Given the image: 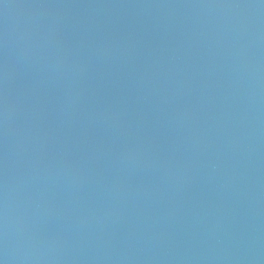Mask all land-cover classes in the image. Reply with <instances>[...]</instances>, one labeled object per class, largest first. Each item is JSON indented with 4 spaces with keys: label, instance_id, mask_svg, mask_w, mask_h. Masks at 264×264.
I'll use <instances>...</instances> for the list:
<instances>
[{
    "label": "water",
    "instance_id": "95a60500",
    "mask_svg": "<svg viewBox=\"0 0 264 264\" xmlns=\"http://www.w3.org/2000/svg\"><path fill=\"white\" fill-rule=\"evenodd\" d=\"M0 264H264V0H0Z\"/></svg>",
    "mask_w": 264,
    "mask_h": 264
}]
</instances>
